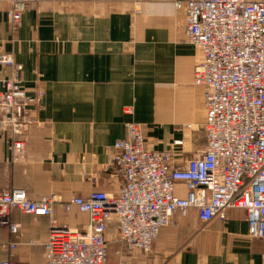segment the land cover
I'll use <instances>...</instances> for the list:
<instances>
[{"label":"crops","instance_id":"obj_1","mask_svg":"<svg viewBox=\"0 0 264 264\" xmlns=\"http://www.w3.org/2000/svg\"><path fill=\"white\" fill-rule=\"evenodd\" d=\"M186 1L40 0L22 13L16 32L0 2V54L21 67L23 87L36 99L20 158L0 133V192L19 188L31 200L55 195L61 202L94 191L116 196L122 181L110 158L128 122L143 126L150 150L179 142L175 164L203 153V100L193 84L202 53L183 42L184 13L174 7ZM9 75L0 67V79ZM175 193L185 198L184 185ZM11 221L19 236L0 228V264H45L52 224L83 231L88 218L56 204L52 217L13 210ZM247 230L241 209L206 226L195 209L176 212L150 254L124 248L115 264H264V245Z\"/></svg>","mask_w":264,"mask_h":264},{"label":"built area","instance_id":"obj_2","mask_svg":"<svg viewBox=\"0 0 264 264\" xmlns=\"http://www.w3.org/2000/svg\"><path fill=\"white\" fill-rule=\"evenodd\" d=\"M39 1L0 0L10 7L12 31ZM174 7L184 13L183 42L202 53L193 84L203 100V153L175 164L173 148L179 142L165 151L150 150L143 126L128 122L110 158L122 181L116 196L94 191L61 202L55 195L31 200L19 188L0 192V228L15 237L19 226L11 221L13 210L52 217L53 207L61 204L67 213L76 209L87 216L83 231L52 224L45 264H110L111 229L120 244L116 258L124 248L150 254L160 230L170 226L176 212L185 216L189 209L203 226L224 222L229 210L241 209L248 238L264 245V0H187ZM0 67L10 70L0 79V133L9 136L16 160L25 152L27 130L36 124V99L26 93L22 69L11 56L0 54ZM179 184L185 198L175 193Z\"/></svg>","mask_w":264,"mask_h":264},{"label":"rangeland","instance_id":"obj_3","mask_svg":"<svg viewBox=\"0 0 264 264\" xmlns=\"http://www.w3.org/2000/svg\"><path fill=\"white\" fill-rule=\"evenodd\" d=\"M114 238H115V237H114V230L111 229V230L109 231V234H108V239H109V242H110L109 245H108V250H109V263H110V264H115L116 261H117V258L114 256V251H115V249H116L117 247H119V244L113 241ZM129 253L132 255L131 252H129ZM131 255H129V257H130ZM135 261H136V260H135ZM135 261H134V262H135Z\"/></svg>","mask_w":264,"mask_h":264}]
</instances>
